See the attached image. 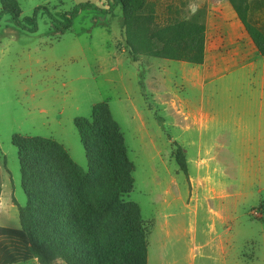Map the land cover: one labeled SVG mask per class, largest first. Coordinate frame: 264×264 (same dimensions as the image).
Returning <instances> with one entry per match:
<instances>
[{
	"label": "rangeland",
	"instance_id": "1",
	"mask_svg": "<svg viewBox=\"0 0 264 264\" xmlns=\"http://www.w3.org/2000/svg\"><path fill=\"white\" fill-rule=\"evenodd\" d=\"M6 1L30 27L33 23L25 19L35 13L36 28L31 32L21 28L11 13L0 18V136L8 153L7 164L2 167L20 173L22 184L20 155L12 143L13 134L5 136L12 128L25 139H55L68 149L74 164L87 170L85 150L74 121L89 117L99 101L105 102L131 168L132 189L124 199L133 204V214L140 220L139 233L146 243L145 264H150L149 258L151 264L156 258L161 262L168 259L170 264H228L236 253L246 263L254 259L256 252L264 251V194H256L261 184L252 174H246L252 159V152L247 149L251 147H246L245 140L237 145L235 140H229L227 129L218 132L223 137L218 145L211 146L213 138L199 140L196 130L199 121L206 117L208 120L207 112L218 113L221 121L228 120L224 115L229 109V91L222 102L223 91L213 87V80L225 78L223 74H228L230 67L242 64V54L257 52L239 14L243 12L249 22L264 31V0H122L110 12L101 6L106 0ZM84 2L98 6L80 9L71 26L58 32L47 12L65 22V14ZM38 6H44L47 12L42 8L35 12ZM182 21L205 24L202 63L166 57L163 51L159 30ZM129 36L138 51H132L127 44ZM111 67L122 68L119 78L125 84L118 91L117 82L109 89L108 83L102 84L98 76V70L101 73ZM91 77L98 78L94 82ZM199 77L205 78L200 103L197 96H192ZM86 78L91 83H86ZM38 80H45V86L56 88L59 94L53 96L52 92L57 91L50 90L42 98L37 97L36 92L42 88ZM62 82L67 85L60 89ZM23 84L29 88L23 91ZM102 87L103 91H99ZM70 88L72 92L65 94ZM30 91L35 92V97L28 96ZM43 106L45 114L41 111ZM175 146L182 149L186 173L171 154ZM216 164L222 166L225 175H217L216 187L236 185L238 200L242 199L239 205L243 206L239 210V220L243 221H239L238 235L230 238L229 230L223 243L214 238L221 235L222 229L216 227L211 233V225H205L206 218L213 215L215 190L209 180L214 179L212 169ZM209 190L212 196L208 195ZM18 191L17 197L24 205L22 185ZM168 222L175 224L178 234L185 235H171L167 243ZM201 229L213 235V242L208 243L212 254L203 251L205 242L197 240ZM191 234H195V239ZM115 237L124 239L123 234ZM12 264L40 263L31 258ZM52 264L67 263L58 257Z\"/></svg>",
	"mask_w": 264,
	"mask_h": 264
},
{
	"label": "trees",
	"instance_id": "2",
	"mask_svg": "<svg viewBox=\"0 0 264 264\" xmlns=\"http://www.w3.org/2000/svg\"><path fill=\"white\" fill-rule=\"evenodd\" d=\"M122 0L102 1L110 12ZM84 2L65 14V22L48 17L57 31L69 28L80 9L97 8ZM11 13L21 28L35 30L24 24L17 9L1 0L0 18ZM239 18L255 45L264 55V31L251 23L243 12ZM166 57L202 63L205 51V24L176 22L159 30ZM127 44L138 48L130 36ZM85 150L87 170L74 164L66 150L50 137L22 138L14 135L13 145L20 155L22 186L26 194L24 205H18L20 227L0 226V264H12L36 258L40 264H52L58 257L67 264H145V237L140 236V220L133 214L132 203L124 195L132 189L131 168L124 155L118 128L108 105L97 103L89 117L74 121ZM181 170L186 173V161L179 146L172 149ZM136 213V208L134 206ZM111 226V228H110ZM105 231V232H104ZM123 234L120 240L115 235Z\"/></svg>",
	"mask_w": 264,
	"mask_h": 264
},
{
	"label": "crops",
	"instance_id": "3",
	"mask_svg": "<svg viewBox=\"0 0 264 264\" xmlns=\"http://www.w3.org/2000/svg\"><path fill=\"white\" fill-rule=\"evenodd\" d=\"M239 60L242 64H238L237 68L230 67L228 74H223V77L225 78H215L213 80V87L218 88V90L221 92L223 91L221 96L222 102H224L229 91V109L227 110L228 115H224V118L225 116H228V120L221 121L219 120L218 113L207 112V115L209 117L208 120L206 121V117L204 121H199L196 130H198L199 140H201V138L203 140L209 137L213 138L211 139V141L213 142L210 144L211 146H215L216 143L217 145L219 144L220 138L223 137L219 133L220 131L222 132L226 129L230 132L229 140H235L236 145L240 141L245 140L246 147H251V149H247V151L251 150L252 152L251 166L249 167L246 174H252L261 184L259 185L256 194H264V55L260 54L258 51L251 54L244 53L242 54V57L239 56ZM121 69L122 68H118L115 70L111 67L109 68V70L103 69L101 73H99L98 70V76H101L102 80H100L101 82H103L102 84L108 83V88L110 89L113 88V83L117 82V88L115 89H121L120 86L123 87L124 83V81L122 82L119 78L122 74ZM53 75L55 74H52V76ZM97 78L91 77L90 79L95 82ZM53 79L55 78H48V81H51ZM218 80H223L222 84H217ZM44 82L45 80H38V84H42V88L38 89V92H36L37 97L42 98L43 96H45V91L50 92V90L57 91V93L52 92L53 96H57L59 94V90H57L56 88L54 89L51 86H45ZM87 82H89V78H86V83ZM66 85V82H62L60 89H62V86ZM196 86L197 90L192 91L194 92L192 96H197V102L199 101L200 103V100L203 98L205 92V78L199 77ZM223 87L225 88L224 90L222 89ZM28 88L29 86L27 84H23V91ZM103 88L104 87H102L99 91H103ZM200 88L202 89L200 90ZM72 90L73 88H70V91L65 90V94H69L70 92H72ZM28 96L32 98L35 97V92L30 91V94ZM92 105H94V103ZM41 111L43 114L46 113V109L44 108V106L41 107ZM45 122L46 121H44V124ZM192 130H194V128ZM10 134H13L12 139L14 135H21L15 134L12 128L9 131H6L5 136L8 137ZM2 136H4V133ZM204 146H206V144H204ZM66 150L69 153L67 148ZM7 156L8 153L3 149L0 136V226L18 228L20 227L18 205H22L20 204V198L17 197L18 193H20V191L18 190L19 188H21L20 173L15 174L12 168H5L4 165L2 167V164H7ZM16 164L17 162L14 161L12 163L13 167H15ZM221 168L222 166H217L216 164L214 169H212L214 179L209 181L213 183L212 189L215 190V196L213 194L214 199L212 203L213 215L206 218L205 225H211V233H214V229H216V227L221 228V235H214V238H219V242L223 243V240L226 239L223 237L227 236L229 230H231L230 238H232L233 236L235 238L238 235L239 221H243L242 219L239 220V210L242 211L243 206L239 205V202L242 203V199L238 200L239 190L237 189L236 185L234 186V188L226 189L216 187V182H219L218 177L221 176L223 178L225 176L222 175ZM210 176L211 174H209L207 178H209ZM228 189L229 191L225 192V190ZM208 195L212 196L210 190L208 191ZM14 200H16L18 205L14 203ZM167 225L168 226L165 232L167 243L169 241V236H179L180 238V236L183 235L178 234L179 231L176 229L174 223L170 225V222H168ZM172 230H175L177 234H174ZM199 232L201 235L200 237H197L198 242H205L203 251H209L212 254L213 252L210 250V246L208 243L213 242V235H210L205 229H201L199 230ZM262 235L264 237V232L262 233ZM191 236L194 238L195 234H191ZM183 241L186 242L184 239ZM168 248L169 247H167V250ZM227 254L228 256L231 255L228 252ZM232 258H229L228 264H264V251L261 253L256 252L254 254V259L252 261L248 260L246 263L242 261L243 258L241 259V257H239L237 253L233 254ZM156 259L157 261L155 262V264H170L168 259L162 262L159 261L158 258ZM149 263L151 264L150 258Z\"/></svg>",
	"mask_w": 264,
	"mask_h": 264
}]
</instances>
